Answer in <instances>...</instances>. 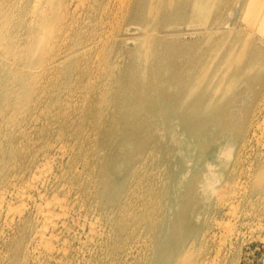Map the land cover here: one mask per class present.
<instances>
[{
    "label": "rangeland",
    "instance_id": "obj_1",
    "mask_svg": "<svg viewBox=\"0 0 264 264\" xmlns=\"http://www.w3.org/2000/svg\"><path fill=\"white\" fill-rule=\"evenodd\" d=\"M80 1L78 0V9L81 10V4L86 5L89 0ZM213 3L214 6L212 8V11L216 6L220 7L219 27H221L219 31L216 32L213 38L215 42L219 43H215V47H218L220 45V51H224L226 45L234 42L236 38L238 47H236L235 51L236 53H239L244 50L245 54L243 55V57L245 58H248L249 54H251V47H248L250 44L257 43L258 45H260V43H262L261 46L264 48V42L260 41L259 38L261 36L259 35V31L256 28L261 27V22L258 23L259 20H255L254 24L252 25L249 14L243 11V0H215V2ZM230 11H232L231 15L229 14ZM223 12L225 13V15ZM15 18L16 17L13 16L14 21ZM14 21L12 22V24L14 23ZM221 21L227 22L228 24L224 25V22L222 23ZM34 27L37 29V26ZM127 27L128 30H126ZM119 28V30L121 31L117 30V26H106L108 32L110 31L112 33V36H115L114 34H119V37H117L122 41V52L118 53V55L120 54L119 56H115L111 53L109 65L107 61H104L106 58L102 59L103 57L101 56H103L102 52L104 51V53L108 51L111 52V43L104 46L102 44H99L101 46L98 45L95 48L96 52L95 50L92 51L91 56L87 59V62L85 61L86 59H83V56H78V61L76 60V57H74L70 60H64V62L62 60L60 62V65L58 67L60 72L57 73V75L54 77L56 83V87L54 89L55 92L50 91L48 76V78H36L38 80H36L35 83L39 84L38 86L47 85L48 88V94L45 92L46 99L43 103L42 109L40 110L41 119L39 118V120L36 121V125L44 128L46 133L54 132L55 136H53V138H57V140L55 141L56 143H53L54 147L50 150L48 157L43 158L41 156V163L43 164L44 162L43 166H45V168L47 167L46 169L51 168L50 170L52 172L59 173L57 174V178H50L48 189L44 190V193H46V197L49 199L53 198L55 195L59 198L66 197L65 200L66 204L68 203L67 207L69 211L68 215L64 218L67 224L66 227L61 226L57 230H55V233L58 234L59 237L58 239L51 240L50 245L52 247L53 245H55L54 247H56V249L68 248L66 256L67 258L65 257V260H68V262H66L65 264H91L88 262V258L95 252H101V246L103 247V249L107 247L106 243L108 241L110 249L113 248L114 242H119L122 245L123 250L127 252L131 251V256H129L130 253L129 255L124 256L122 250L120 252V256H118V258L115 257L113 261L111 260L110 262V259L106 258V264H176L174 258L169 255V250L176 249L178 247L184 248L185 253L183 252V258L185 259L186 264H264V120H262L264 119V52L256 54L259 55L257 57L260 60H258L255 65L256 67H258L255 70L256 72L253 71L252 75L247 80V85H249L248 89L243 92L240 91V86L245 85V81L241 79V77H236L235 79L233 78L232 81L231 78H226V87H228V84H230L231 88L228 90L222 89L223 91L220 90L218 91V93L212 92V95L210 93L206 96V102L203 104L208 106L209 109L212 108L211 112H208L209 109L205 108V111L202 113L203 115L201 114V116H199L198 118L199 127L191 129L182 125L181 121L178 118V114L182 113V110L180 108L181 106H172L167 102V104H165L164 101L163 103L160 102L154 105H146L140 103L137 96H135L133 99L132 92L135 88H143L149 84H159V82L160 84L162 83L161 85L165 88L170 87L172 84L168 82L166 76L170 64L169 56H167L166 52L169 50L168 47L170 45V41H176L178 45V51H180V44L181 42H183V39L193 40L196 38V36H194V30H188L186 26H168L166 28H161L160 30H162V32L157 36L165 35L164 38L169 41L166 42L168 44L157 46V44L148 43L147 48L150 47L148 51L145 48L146 45L142 44V40L145 38H152V34H154V31H152L151 29V31L149 29H146L147 31H142V29H138L137 26H120ZM23 29L25 30L26 26H0V100L3 96L6 95L11 104H15L17 99L18 101L20 100V103L24 101V92L23 88H21V82H25L27 78L25 76L27 72V66L20 62L18 58L13 57L10 54H6L5 45L10 41L13 42V44L18 42V38H22L25 35V31ZM241 29L242 32L240 31ZM144 32H147L148 34H145ZM24 37L22 38V40L24 39ZM239 38H241V41L239 40ZM142 45H144V47H142ZM155 47L156 50L159 49L158 55L151 54V49L155 50ZM210 47L211 49H214L211 44ZM147 52H149L151 55ZM98 55L100 56V58ZM179 55L180 53L177 55V59L181 58V56ZM86 64L89 67L91 75H83L84 77H81L80 75L82 74ZM261 64H263V66H261ZM12 65H14V67H11ZM92 67L93 72H91ZM37 69L38 68H34L33 71L37 72ZM85 77L87 79L89 78V80H86ZM252 77L254 78L255 82ZM240 80L242 82L241 84ZM72 85L73 87H71ZM88 87H91L90 90ZM80 92L81 94H83L81 95ZM73 93L75 94V96ZM143 96L144 95H142V97ZM211 99L212 102L208 103ZM62 102H64L65 104ZM79 102L81 104V107ZM214 102L216 103V105L214 104ZM212 104L214 107L212 106ZM257 104L260 105L261 108L260 120L263 121V124H261L263 128L260 126L254 136L244 139V136L247 134V127L245 126V122H243L244 118L247 117L248 111L257 106ZM71 105H73V108L71 107ZM217 105L218 108H215V106ZM103 106L106 107L104 108ZM20 114L21 113L17 114L16 116L18 120H21L22 118L21 116L23 115V113L21 115ZM76 114L78 115L76 116ZM52 115H54V117ZM83 116L85 118H83ZM92 118L94 120H91ZM225 121L226 123H224ZM99 123L101 124V126H103V129L101 126L98 127V125H100ZM228 124H230V126ZM3 125V123H0V131H2ZM136 125H138V127L141 126V128H139V136L135 137L136 140L135 143H133L132 139L129 138H133V134L131 133V131H133V128H135ZM105 126H107L108 128L113 127L114 130L109 132L106 131L105 133L101 132L102 130H104ZM31 127L32 125L29 126L28 129H26L27 136L25 135L24 138H19V142L21 141V139L23 140V143L29 142V144L35 141L36 137H34V135L37 131L33 127ZM99 129H101V131ZM259 129L261 130L259 131ZM67 132H69V134ZM16 134H18V132H11L9 133L8 137H10V139L12 140L13 136ZM114 134L116 137L114 136ZM59 136L61 138H59ZM8 140L9 139L5 138L4 135L0 134V146L2 145L0 147V156L2 155L0 157V169L3 168L4 162L9 159L8 155L4 154V151L9 147L8 145H10L8 144ZM18 140L12 142L13 148H16ZM115 141L119 142L118 147H120V144L121 146L123 144L124 147L121 148H123L122 151L126 153H122L121 155L124 154L125 156H110L116 153H114L110 146L108 147L107 145H105V143L111 144L113 142L114 144ZM4 142L6 144H3ZM257 142H259L261 145ZM139 152H142L143 155H138L140 154ZM144 152L145 154H148L145 156ZM205 153L208 155H206ZM138 159L142 160H139L137 163H135ZM258 161L260 164L257 163ZM242 162H244V164ZM261 162H263V164ZM131 163H133V165L135 164L136 166L130 165ZM119 167L121 169L123 168L122 171L116 169ZM126 171H129V173H127ZM258 176H261L262 178L261 184H256V178ZM169 180L170 184L168 183ZM28 181L30 180L27 178L25 180L17 181L18 183L14 187V191L12 190L13 188H11V191H13V193L11 194V196H8L7 202L1 209L0 240L2 242L0 241V262L6 258L5 255H8V252L11 253V257H15L17 252L19 251L21 256L20 249L23 250L24 248H28V250L32 252V256L34 257V260L33 258H31L32 264H39V261H37L35 258L39 253L38 251L40 249V251H43V249L41 245H39L36 241L30 243V237L28 236L29 231H26V234L24 225L22 227V224L20 223L23 218L25 220L28 218L27 220L29 221V224H32L33 227H36L40 223L36 205L38 204V202H41V198L38 195L37 191H35V189L30 190L29 188H27ZM40 186L41 185H39V187ZM141 186L143 188H141ZM144 186L146 189H144ZM158 186L160 187L158 188ZM108 187H110L109 190ZM24 189L27 190V195L25 197L21 198L16 195L17 191H22ZM83 189H85V191ZM77 190L79 191L77 192ZM109 191L111 192L110 195L113 196L115 200L121 199V205L117 206L116 201L115 203L111 202L112 204L106 207L105 213H102L100 212L99 208L97 209L94 205H92V203L90 202V198L99 196L101 195V192H104L105 194L103 193L102 195V201L106 203L107 200L104 197L107 198L106 194ZM22 200L24 203L22 202ZM135 201L137 202L135 203ZM20 202H22V204ZM125 202L126 204H124ZM8 204L10 205L11 210L8 209L10 208L8 207ZM16 204L20 205L18 206ZM15 205L18 207L15 208ZM233 205L235 208H233ZM23 206L26 208H24ZM12 208L13 210L15 208V210L13 211ZM19 208L20 211L18 212L17 209L19 210ZM111 208L113 209L111 210ZM231 208H233V210ZM57 210V212L61 213L60 209ZM9 211L10 213L8 214ZM20 212L21 214L18 215ZM234 212L235 214L232 216V213ZM130 213L134 215L136 214L135 217L138 219V221L137 219H135V221H128L131 220ZM11 219L13 223H11ZM93 222H96V224H93ZM111 222L113 225L119 224L121 227L123 226L122 237H116L115 232L113 230L111 231ZM227 223L228 225L230 223V225L228 226ZM133 225L135 227V231ZM225 225L229 228L231 225L233 226H231V228L229 229L226 228ZM150 229L152 230V232ZM224 229H227L232 233H229ZM224 232L225 234L227 232L229 234H226L227 236L223 241L222 239H224L225 236ZM162 233L164 234L161 235ZM159 240H161V244ZM218 247L220 249H218ZM35 248H38V250L34 251ZM165 250H168V252ZM218 250H220L219 253ZM215 254L218 255L214 256ZM55 255L58 256L61 255V253ZM113 257L114 255H112V258ZM8 258L9 256L7 257V260ZM44 259H46V257ZM51 262L53 263L52 260Z\"/></svg>",
    "mask_w": 264,
    "mask_h": 264
},
{
    "label": "bare ground",
    "instance_id": "obj_2",
    "mask_svg": "<svg viewBox=\"0 0 264 264\" xmlns=\"http://www.w3.org/2000/svg\"><path fill=\"white\" fill-rule=\"evenodd\" d=\"M80 1V0H79ZM231 1V0H230ZM81 2V1H80ZM83 2V1H82ZM215 0H89L86 5H82L81 10L79 8L78 0H0V26H26L25 37L22 40L21 37L18 38V42L14 43L9 42L6 43V54H10L13 57L19 59L20 62L27 66V72L25 76L27 77L25 82H21L24 92V101L20 103V100H16L15 104H11L8 98L5 96L0 100V123H3L2 131H0L1 135H4L8 140L9 147L4 151V154H7L9 159L4 162L3 168L0 169V213L3 205L7 202L8 196L13 193L14 187L17 185L18 180L29 179L28 187L30 190L37 191L38 195L41 198V202H38L36 205L37 214H39L40 223L36 227H33L32 224H29V221L26 219L20 221L22 227L24 225V230L29 231V241L30 243L33 241L38 242L41 245L43 251H38V255L36 256V260L39 261V264H65L68 260H65L67 256V249H56L50 245V241L53 239H58V234L55 233L59 227H66V221L64 218L68 215V207L66 204V197L59 198L56 195L49 199L46 197V193L44 190L48 189V183L50 178H57L56 172H52L50 169H46L45 166L41 163V156L43 158H47L50 150L54 147V142L57 138H53L54 132H48L44 130V128L37 126L36 121L40 118V110L43 107V103L45 102V92L47 93L48 88L47 85L36 84V80L44 77H49V86L50 91H54L55 89V76L60 72L59 65L63 60H70L71 58L76 57L78 61V56H83V59H87L91 56V53L95 48L102 44L109 45L112 47L111 52H102L104 61L109 65V59H111V53L115 56H119L118 53L122 52V41L118 39L119 34H114L108 29L106 26H117V30H119L120 26H137L138 29H142V31H147L148 29L154 31L152 38H145L142 40V44L146 45V50L148 43L162 45L168 44L165 35L157 36L162 32L161 28H166L168 26H186L188 30H194L196 36L195 39H183L181 42L180 51L177 48V42L170 41L169 50L166 52L167 56H169V68L167 71V80L172 85L170 87H163L160 82L159 84H149L143 88H135L132 92V98L135 96L138 97L140 103L146 105H154L160 102L165 104H170L172 106L178 105L181 106V112L178 114V118L181 121L182 125L188 128H196L199 127L198 118L205 111V108L208 106L204 105L205 98L208 94L212 92L218 93V91L222 89H230L231 86L228 84L226 87V78L232 79L236 77H241L245 81L244 86H240V91H246L248 89L247 80L252 75V72L256 70V63L260 60L256 54H260L264 52V48L257 43L250 44L248 47H251V54H249L248 58L243 57L245 54L244 50L242 52L236 53L237 42L235 41L226 45L224 51H220V45L215 47V40L213 39L216 32L219 31L221 27L220 18H219V10L220 7L216 6L212 11ZM264 0H243V11L249 14L251 18L252 25L255 20H259L261 22V27H256L259 31V35L261 36L259 39L261 42H264ZM85 4V3H84ZM217 4V3H216ZM236 7V6H235ZM224 8V7H223ZM232 8V7H231ZM218 10V12H217ZM224 10V9H222ZM213 12V13H212ZM225 12V11H224ZM223 12V13H224ZM16 13V14H15ZM212 13V14H211ZM232 14V11L229 13ZM225 15V13H224ZM13 16L16 17L15 21L13 20ZM229 16V15H228ZM227 17V16H226ZM225 18V17H224ZM223 20V19H222ZM14 23L12 24V22ZM249 21V20H248ZM222 22V21H221ZM224 22V21H223ZM222 22V23H223ZM227 22H224V25H227ZM37 26V29L34 27ZM248 28V27H247ZM9 29V28H8ZM147 29V30H146ZM232 29V28H231ZM239 29V28H238ZM246 29V28H245ZM114 30V29H113ZM128 30V27L126 28ZM150 30V31H151ZM170 30V29H169ZM253 30V29H252ZM3 31V30H2ZM1 31V32H2ZM9 31V30H8ZM19 31V30H18ZM23 31V32H24ZM117 31V32H118ZM242 32V29L240 30ZM247 31V30H246ZM171 32V31H170ZM228 32V31H227ZM235 32V31H234ZM238 32V31H237ZM3 33V32H2ZM21 33V32H20ZM143 33V32H142ZM145 34L147 32H144ZM220 33V32H219ZM230 33V31H229ZM236 33V32H235ZM257 33V32H256ZM10 34V33H8ZM128 34V33H127ZM148 34V33H147ZM237 34V33H236ZM241 34V33H240ZM244 34V33H243ZM253 34V33H251ZM20 35V34H19ZM144 35V34H143ZM169 35V34H168ZM220 35V34H219ZM225 35V34H224ZM247 35V34H246ZM5 36V35H4ZM10 36V35H9ZM118 36V37H117ZM148 36V35H146ZM227 36V35H226ZM6 37V36H5ZM138 37V36H137ZM141 37V36H140ZM151 37V36H150ZM222 37V36H221ZM220 37V38H221ZM238 37V36H236ZM255 37V35H254ZM257 37V36H256ZM11 38V37H9ZM131 38V37H130ZM136 38V37H135ZM134 38V39H135ZM219 38V39H220ZM225 38V37H224ZM223 38V39H224ZM8 39V38H7ZM126 39V38H125ZM213 39V41H212ZM216 39V38H215ZM241 38H239L240 40ZM124 40V39H123ZM137 40V39H136ZM244 40V39H242ZM247 40V39H246ZM245 40V41H246ZM111 41V42H110ZM151 41V42H150ZM241 41V40H240ZM132 42V41H131ZM139 42V41H138ZM211 42V43H210ZM219 42V41H218ZM222 42V41H220ZM239 42V41H238ZM247 43V42H246ZM133 44V43H132ZM210 44L214 49H211ZM219 44V43H217ZM248 44V43H247ZM142 45V47H144ZM223 45V44H222ZM101 46V45H99ZM167 46V45H166ZM244 46V42H243ZM103 48V47H102ZM106 48V47H105ZM108 48V47H107ZM116 49V51H115ZM141 49V47H140ZM217 49V50H215ZM244 49V48H243ZM178 51V52H177ZM96 52V50H95ZM100 52V51H99ZM101 53V52H100ZM99 53V54H100ZM145 53V51H144ZM149 53V52H147ZM181 58L177 59V55ZM150 54V53H149ZM151 54L158 55L159 49L155 50L151 49ZM150 54V55H151ZM145 55V54H144ZM35 56V57H34ZM99 56V55H98ZM123 56V55H122ZM145 57V56H144ZM80 58V57H79ZM93 58V57H92ZM100 58V56H99ZM120 58V57H119ZM243 58V59H242ZM3 59V58H2ZM81 59V58H80ZM146 59V58H145ZM144 59V60H145ZM10 60V59H9ZM72 61V60H71ZM91 61V60H90ZM138 61V60H137ZM8 62V61H7ZM94 63V61H93ZM116 63V62H115ZM146 63V62H145ZM70 64V63H69ZM102 64V63H101ZM15 65V64H14ZM12 65L11 67H14ZM120 65V64H119ZM260 65V62H259ZM116 66V65H115ZM145 66V64H144ZM263 66V64H261ZM17 67V66H16ZM64 67V66H63ZM76 67V66H75ZM264 67V66H263ZM38 68L34 72L33 69ZM97 68V67H96ZM99 68V67H98ZM61 69V68H60ZM76 69V68H75ZM100 70V69H99ZM112 70V69H111ZM114 71V70H113ZM120 71V70H119ZM16 72V71H15ZM93 72V67L92 71ZM116 72V71H115ZM256 72V71H255ZM254 72V73H255ZM99 73V72H98ZM143 73V72H142ZM145 73V71H144ZM73 74V73H72ZM89 67L87 64L85 65L81 77L83 75H89ZM256 74V73H255ZM64 75V74H63ZM91 75V74H90ZM93 75V73H92ZM99 75V74H98ZM13 77V76H12ZM38 77V79H36ZM47 77V78H48ZM63 77V76H62ZM84 77V76H83ZM118 77V76H117ZM108 78V77H107ZM253 78V77H252ZM61 79V77H60ZM86 80H89L85 77ZM99 79V78H97ZM76 80V78H75ZM254 80V78H253ZM42 81V80H41ZM48 81V80H47ZM46 81V84H47ZM63 81V80H62ZM74 81V80H73ZM95 81V80H94ZM230 81V82H231ZM239 81V80H238ZM243 81V82H244ZM88 82V81H87ZM93 82V81H92ZM249 82V81H248ZM253 82V81H252ZM255 82V80H254ZM42 83V82H41ZM75 83V82H74ZM90 83V82H89ZM88 83V84H89ZM238 83V82H237ZM240 80V84H241ZM59 84V83H58ZM81 84V83H80ZM87 84V83H85ZM250 84V83H248ZM252 84V83H251ZM96 85V83H95ZM93 86V85H92ZM91 86V87H92ZM259 86V85H258ZM61 87V86H60ZM73 87V85L71 86ZM90 87V88H91ZM112 87V86H111ZM225 87V88H224ZM82 88V87H81ZM89 88V87H88ZM89 88V90H90ZM236 88V87H235ZM250 88V87H249ZM258 88V87H257ZM61 89V88H60ZM59 89V90H60ZM113 89V88H112ZM251 89V88H250ZM79 90V89H78ZM88 91V90H87ZM94 91V90H93ZM223 91V90H222ZM55 92V91H54ZM65 92V91H64ZM76 92V91H75ZM48 94V93H47ZM52 94V93H51ZM57 94V93H56ZM74 94V93H73ZM81 94V92H80ZM83 94V93H82ZM81 94V95H82ZM231 94V93H230ZM253 94V93H252ZM89 95V94H88ZM93 95V94H92ZM95 95V94H94ZM105 95V94H104ZM115 95V94H114ZM142 95H144L142 97ZM210 95V96H211ZM55 96V95H54ZM75 96V94H74ZM77 96V95H76ZM113 96V95H112ZM225 96V95H224ZM255 96V95H254ZM20 97V96H19ZM78 97V96H77ZM87 97V96H86ZM219 97V96H218ZM253 97V95H252ZM259 97V96H257ZM106 98V97H105ZM65 99V98H63ZM81 99V97H80ZM89 99V98H88ZM113 99V98H112ZM213 99V98H212ZM212 99L208 102L211 103ZM68 100V99H67ZM72 100V99H71ZM83 100V99H82ZM91 100V99H90ZM255 100V99H253ZM257 100V99H256ZM49 101V99H48ZM89 101V100H88ZM96 101V100H95ZM217 101V99H216ZM82 102V101H81ZM167 102V103H166ZM221 102V100H220ZM219 102V103H220ZM61 103V102H60ZM59 103V104H60ZM64 103V102H62ZM69 103V102H68ZM93 103V102H92ZM103 103V101H102ZM161 103V104H162ZM252 103V100H251ZM65 104V103H64ZM75 104V103H73ZM80 104V102H79ZM113 104V102H112ZM216 105V103L214 102ZM218 104V103H217ZM46 105V104H45ZM96 105V104H95ZM104 105V104H103ZM54 106V105H53ZM73 105H71L72 107ZM110 106V105H109ZM213 106V104H212ZM221 106V105H220ZM224 106V105H223ZM81 107V104H80ZM104 107V106H103ZM106 107V106H105ZM104 107V108H105ZM214 107V106H213ZM218 108V105L215 108ZM58 108V107H57ZM73 108V107H72ZM167 108V107H166ZM172 108V107H171ZM249 108V107H248ZM69 109V108H68ZM80 109V108H79ZM209 109V108H208ZM212 109V108H211ZM211 109L206 110L211 112ZM214 109V108H213ZM220 109V108H219ZM260 105L257 104L254 108L248 111L247 117L244 118L246 129L245 138H249L256 134L258 128H260L261 124H263L260 120ZM83 110V109H82ZM110 110V109H109ZM223 110V109H222ZM248 110V109H247ZM218 111V109H217ZM63 112V111H62ZM77 112V111H76ZM81 112V111H80ZM96 112V111H94ZM107 112V111H106ZM113 112V111H112ZM221 112V111H220ZM239 112V111H238ZM23 113L21 116V120L17 119V114ZM70 113V112H69ZM68 113V114H69ZM214 113V112H213ZM20 114V115H21ZM56 114V113H55ZM100 114V113H99ZM104 114V113H103ZM218 114V113H217ZM246 114V113H245ZM45 115V114H44ZM48 115V114H47ZM78 114H76L77 116ZM108 115V114H107ZM203 115V114H202ZM54 117V115H52ZM57 116V115H56ZM70 116V115H69ZM60 117V116H59ZM74 117V116H73ZM72 117V118H73ZM79 117V116H78ZM96 117V116H95ZM102 117V116H101ZM172 117V116H171ZM244 117V116H243ZM48 118V117H47ZM83 118H85L83 116ZM41 119V118H40ZM50 119V118H49ZM63 119V118H62ZM74 119V118H73ZM78 119V118H77ZM59 120V119H58ZM89 120V119H88ZM91 120H94L93 118ZM223 120V119H222ZM264 120V119H262ZM44 121V120H43ZM53 121V120H52ZM63 121V120H62ZM82 121V120H81ZM80 121V122H81ZM221 121V120H220ZM230 121V120H229ZM51 122V121H50ZM57 122V121H56ZM55 122V123H56ZM100 122V121H99ZM102 122V121H101ZM206 122V121H205ZM87 123V122H86ZM90 123V122H88ZM207 123V122H206ZM205 123V124H206ZM226 123V121L224 122ZM40 124V123H39ZM49 124V123H48ZM53 124V123H52ZM100 124V123H99ZM37 131L34 135L36 137L34 142L23 143V140L19 142V138H24L26 135V129L31 126ZM44 125V124H43ZM51 125V124H50ZM56 125V124H55ZM80 125V124H79ZM85 125V124H84ZM230 126V124H228ZM235 125V124H234ZM237 125V124H236ZM242 125V124H241ZM244 125V123H243ZM61 126V125H60ZM68 126V125H67ZM101 126L98 125V127ZM176 126V125H175ZM205 126V125H204ZM31 127V128H32ZM103 129V126H101ZM182 127V126H181ZM239 127V126H238ZM243 127V126H242ZM262 127V126H261ZM80 128V127H79ZM139 128L138 125L133 128L131 133L133 134L132 139L133 143H135V137L139 136ZM240 128V127H239ZM263 128V127H262ZM67 129V128H66ZM65 129V130H66ZM84 129V128H83ZM88 129V128H87ZM122 129V128H121ZM186 129V128H185ZM199 129V128H198ZM202 129V128H201ZM225 129V128H224ZM232 129V128H231ZM241 129V128H240ZM51 130V129H50ZM54 130V129H53ZM57 130V129H56ZM61 130V129H59ZM90 130V129H89ZM101 131V129H99ZM114 128L104 127V130L101 132L105 133L106 131H113ZM200 130V129H199ZM230 130V128H229ZM261 129H259L260 131ZM29 131V130H28ZM73 131V130H72ZM79 131V130H78ZM82 131V130H81ZM118 131V130H117ZM192 131V130H191ZM243 131V130H242ZM18 132V134L14 135L12 140L10 139L9 133ZM96 132V131H95ZM189 132V131H188ZM29 133V132H28ZM53 133V134H51ZM69 134V132H67ZM72 133V132H70ZM90 133V132H89ZM94 133V132H93ZM130 133V134H131ZM198 133V132H197ZM263 133V132H261ZM195 134V133H194ZM242 134V133H241ZM240 134V135H241ZM29 135V134H28ZM64 135V133H63ZM62 135V136H63ZM76 135V134H75ZM91 135V134H90ZM98 135V132H97ZM96 135V136H97ZM188 135V134H187ZM193 135V134H192ZM27 136V135H26ZM73 136V135H72ZM115 136V134H114ZM29 137V136H28ZM58 137V135H57ZM90 137V136H89ZM116 137V136H115ZM259 137V136H258ZM30 138V137H29ZM59 138H61L59 136ZM75 138V136H74ZM80 138V137H79ZM253 138V137H252ZM262 138V137H261ZM5 140V139H4ZM18 140V144L16 148H13L12 142ZM108 140V139H107ZM113 141V140H112ZM231 141V140H230ZM233 141V140H232ZM257 141V140H256ZM97 142V141H96ZM224 142V141H223ZM56 143V142H55ZM63 143V142H62ZM60 143V144H62ZM82 143V142H81ZM92 143V142H91ZM232 143V142H230ZM246 143V142H245ZM260 144L259 142H257ZM262 143V142H261ZM3 144H6L5 142ZM71 144V143H70ZM244 144V142H243ZM81 145V144H80ZM83 145V144H82ZM87 145V144H86ZM108 147L114 151L116 154L110 155L115 157L125 156L121 155L124 147L123 144L120 147L119 142L115 141L111 144H106ZM261 145V144H260ZM264 145V144H263ZM2 146V145H1ZM0 146V147H1ZM62 146V145H61ZM67 146V145H66ZM245 146V145H244ZM252 146V145H251ZM258 146V145H257ZM7 147V146H6ZM99 147V146H98ZM127 147V146H126ZM129 147V146H128ZM135 147V145H134ZM153 147V146H152ZM166 147V145H165ZM164 147V148H165ZM230 147V146H229ZM263 147V146H261ZM65 148V147H64ZM63 148V149H64ZM91 148V147H90ZM94 148V147H93ZM247 148V147H246ZM83 149V147H82ZM104 149V148H103ZM109 149V148H108ZM135 149V148H134ZM163 149V148H162ZM166 149V148H165ZM243 149V148H242ZM253 149V148H252ZM60 150V149H59ZM75 150V148H74ZM94 151V150H93ZM99 151V150H98ZM222 151V150H221ZM229 151V150H228ZM264 151V150H263ZM89 152V151H88ZM147 152V151H146ZM211 152V151H210ZM234 152V151H233ZM250 152V151H249ZM1 153V152H0ZM63 153V152H62ZM138 155H143L142 152H139ZM142 153V154H141ZM152 153V152H151ZM158 153V152H157ZM208 153V152H206ZM205 153V154H206ZM3 154V153H2ZM71 154V153H70ZM74 154V153H73ZM101 154V153H100ZM145 154V152H144ZM148 153L145 154V156ZM261 154V153H260ZM67 155V154H66ZM93 155V154H92ZM154 155V154H153ZM208 155V154H206ZM249 155V154H248ZM2 156V155H1ZM0 156V157H1ZM59 156V155H58ZM81 156V155H80ZM91 156V155H90ZM89 156V157H90ZM144 156V157H145ZM264 156V154H263ZM55 157V156H54ZM63 157V156H62ZM102 157V156H101ZM104 157V156H103ZM135 157V156H132ZM140 157V156H139ZM217 157V156H216ZM219 157V156H218ZM234 157V156H233ZM246 157V156H245ZM106 158V157H105ZM104 158V159H105ZM109 158V157H108ZM114 158V157H113ZM146 158V157H145ZM261 158V157H260ZM116 159V158H115ZM150 159V158H149ZM247 159V158H246ZM263 159V157H262ZM60 160V159H59ZM72 160V159H71ZM70 160V161H71ZM112 160V159H111ZM140 159L136 160L137 163ZM142 160V159H141ZM140 160V161H141ZM238 160V159H237ZM244 160V159H243ZM258 160V159H257ZM48 161V160H47ZM51 161V160H50ZM75 161V160H74ZM97 161V160H96ZM101 161V160H100ZM110 161V160H109ZM114 161V160H113ZM232 161V160H231ZM255 161V160H254ZM58 162V161H57ZM69 162V161H68ZM78 162V161H77ZM111 162V161H110ZM109 162V163H110ZM235 162V161H234ZM264 162V161H263ZM263 162H261L263 164ZM53 163V162H52ZM81 163V162H79ZM87 163V162H86ZM112 163V162H111ZM134 163V162H133ZM131 163L130 165H133ZM188 163V162H187ZM215 163V162H214ZM244 164V162H242ZM259 163V161L257 162ZM2 164V163H1ZM48 164V163H47ZM59 164V163H58ZM74 164V163H73ZM113 164V163H112ZM143 164V163H142ZM147 164V163H146ZM260 164V163H259ZM49 165V164H48ZM51 165V164H50ZM75 165V164H74ZM108 165V164H107ZM129 165V164H128ZM135 165V164H134ZM133 165V166H134ZM154 165V164H153ZM213 165V164H212ZM226 165V164H225ZM240 165V164H239ZM258 165V164H257ZM65 166V165H64ZM136 166V165H135ZM149 166V165H148ZM211 166V165H210ZM235 166V165H234ZM45 169H44V168ZM82 167V166H81ZM144 167V166H143ZM150 167V166H149ZM251 167V166H250ZM257 167V166H256ZM263 167V166H262ZM59 168V167H58ZM129 168V167H128ZM55 169V168H54ZM87 169V168H86ZM119 171H122V169ZM237 169V168H236ZM62 170V169H61ZM130 170V169H129ZM139 170V169H138ZM149 170V169H148ZM147 170V171H148ZM250 170V169H249ZM60 171V170H59ZM58 171V172H59ZM65 171V170H64ZM87 171V170H86ZM141 171V170H140ZM168 171V170H167ZM48 174H46V173ZM61 172V171H60ZM82 172V170H81ZM111 172V171H110ZM125 172V171H124ZM127 172V171H126ZM235 172V171H234ZM76 173V172H75ZM88 173V172H87ZM86 173V174H87ZM122 173V172H121ZM129 173V171L127 172ZM140 173V172H139ZM145 173V172H144ZM160 173V172H159ZM171 173V172H170ZM246 173V172H245ZM45 174V175H43ZM63 174V173H62ZM82 174V173H81ZM92 174V173H91ZM90 174V175H91ZM151 174V173H150ZM191 174V173H190ZM203 174V173H202ZM224 174V173H223ZM250 174V173H249ZM79 175V174H78ZM103 175V174H102ZM113 175V174H112ZM230 175V174H229ZM123 176V175H122ZM159 176V175H158ZM77 177V176H76ZM80 177V176H79ZM78 177V178H79ZM82 177V176H81ZM242 177V176H240ZM239 177V178H240ZM250 177V176H249ZM253 177V175H252ZM66 178V177H65ZM73 178V177H72ZM136 178V177H135ZM156 178V177H155ZM170 178V177H169ZM235 178V177H234ZM245 178V177H244ZM84 179V177H83ZM112 179V178H111ZM250 179V178H249ZM52 180V179H51ZM70 180V179H69ZM79 180V179H78ZM117 180V179H116ZM223 180V179H222ZM92 181V180H91ZM101 181V180H100ZM128 181V180H127ZM210 181V180H209ZM261 176L256 178V184H261L262 182ZM27 182V181H26ZM73 182V181H72ZM109 182V181H108ZM156 182V180H155ZM55 183V181H54ZM78 183V182H77ZM84 183V182H83ZM170 184V180L168 181ZM172 183V182H171ZM60 184V183H59ZM63 184V183H62ZM128 184V182H127ZM244 184V183H243ZM20 185V183H19ZM26 185V183H25ZM39 185H41L39 187ZM56 185V184H55ZM116 185V184H115ZM125 185V184H124ZM227 185V184H226ZM67 186V185H66ZM90 186V185H89ZM138 186V185H137ZM242 186V184H241ZM240 186V188H241ZM87 187V186H86ZM94 187V186H93ZM126 187V186H125ZM130 187V186H129ZM156 187V186H155ZM160 186H158L159 188ZM165 187V186H164ZM11 188H13L11 191ZM21 188V187H20ZM26 188V187H25ZM74 188V187H73ZM79 188V187H78ZM95 188V187H94ZM110 187H108L109 190ZM124 188V186H123ZM141 188H143L141 186ZM227 188V187H226ZM23 189V188H22ZM57 189V188H56ZM62 189V187H61ZM77 189V188H76ZM99 189V188H98ZM135 189V188H134ZM144 189L145 186H144ZM21 190V189H19ZM52 190V189H51ZM85 191V189H83ZM96 190V189H95ZM94 190V191H95ZM142 190V189H141ZM169 190V189H168ZM222 190V189H221ZM234 190V189H233ZM245 190V189H244ZM79 190H77L78 192ZM97 191V190H96ZM135 191V190H134ZM214 191V190H213ZM223 191V190H222ZM246 191V190H245ZM51 192V191H50ZM88 192V191H87ZM106 192V191H105ZM232 192V191H231ZM104 193V192H103ZM103 193L101 195L91 197V203L97 209H100V212L105 213L106 207L112 203H117V206L121 205L120 200L114 199L111 196V192L109 191L104 197L107 200V204L104 203ZM157 193V192H155ZM215 193V192H214ZM220 193V191H219ZM226 193V191H225ZM224 193V195H225ZM36 194V193H35ZM50 194V193H49ZM58 194V193H57ZM65 194V193H64ZM70 194V193H69ZM88 194V193H87ZM105 194V193H104ZM222 194V193H221ZM17 196L23 198L27 195V190L17 191ZM66 195V194H65ZM63 195V196H65ZM119 195V194H118ZM156 195V194H155ZM154 195V196H155ZM169 195V194H168ZM216 195V194H215ZM220 195V194H219ZM38 196V197H39ZM73 196V195H72ZM171 196V195H170ZM208 196V195H207ZM236 196V195H235ZM242 196V195H240ZM32 197V196H31ZM30 197V198H31ZM36 197V196H35ZM137 197V196H136ZM146 197V195H145ZM149 197V196H148ZM157 197V196H156ZM169 197V196H168ZM218 197V196H217ZM216 197V198H217ZM221 197V196H219ZM258 197V196H257ZM17 198V197H16ZM139 198V197H138ZM151 198V197H150ZM210 198V197H209ZM83 199V198H82ZM137 199V198H136ZM218 199V198H217ZM216 199V200H217ZM224 199V198H222ZM241 199V198H240ZM20 200V199H19ZM32 200V199H31ZM73 200V199H72ZM135 200V199H133ZM138 200V199H137ZM159 200V199H158ZM221 200V199H219ZM71 201V200H70ZM69 201V202H70ZM82 201V200H81ZM132 201V200H131ZM176 201V200H175ZM228 201V200H227ZM235 201V200H234ZM237 201V199H236ZM244 201V200H243ZM13 202V201H12ZM10 202V203H12ZM23 202V200H22ZM22 202H20L22 204ZM112 202V203H111ZM130 202V201H129ZM137 201H135L136 203ZM168 202V200H167ZM166 202V203H167ZM15 203V202H14ZM24 203V202H23ZM90 203V204H91ZM141 203V202H140ZM145 203V202H144ZM155 203V202H154ZM126 204V202L124 203ZM148 204V203H146ZM254 204V203H253ZM9 205V204H8ZM18 205V204H16ZM14 206L15 208L18 206ZM129 205V204H128ZM132 205V204H131ZM178 205V204H177ZM232 205V204H231ZM230 205V206H231ZM247 205V204H246ZM12 206V205H11ZM86 206V205H85ZM83 206V207H85ZM114 206V205H113ZM127 206V205H126ZM255 206V205H254ZM10 207V205L8 206ZM21 207V206H20ZM24 207V206H23ZM29 207V206H28ZM76 207V206H75ZM80 207V206H79ZM82 207V208H83ZM89 207V206H88ZM112 207V206H111ZM211 207V206H210ZM14 208V210H15ZM26 208V207H24ZM23 208V209H24ZM93 208V207H92ZM167 208V207H166ZM224 208V207H223ZM233 208L234 205H233ZM233 208H231L233 210ZM237 208V207H236ZM244 208V207H243ZM11 210V207L8 208ZM7 209V210H8ZM22 209V210H23ZM60 212H57L58 210ZM71 209V208H70ZM110 209V207H109ZM113 208H111L112 210ZM175 209V208H174ZM5 210V209H4ZM13 210V208H12ZM13 210V211H14ZM29 210V209H28ZM34 210V209H33ZM80 210V209H79ZM82 210V209H81ZM87 210V209H86ZM123 210V209H122ZM135 210V209H134ZM167 210V209H165ZM206 210V209H204ZM223 210V209H222ZM256 210V209H255ZM12 211V212H13ZM17 211H20L17 209ZM74 211V209H73ZM116 211V210H115ZM201 211V210H200ZM231 211V210H230ZM235 211V210H234ZM7 212V211H6ZM22 212V211H21ZM21 212L18 214L20 215ZM29 212V211H28ZM79 212V211H78ZM81 212V211H80ZM121 212V211H120ZM137 212V211H136ZM149 212V211H148ZM154 212V210H153ZM152 212V213H153ZM208 212V211H207ZM229 212V210H228ZM232 212V211H231ZM251 212V211H250ZM258 212V211H257ZM10 211L8 212V214ZM16 213V212H14ZM23 213V212H22ZM73 213V212H72ZM150 213V212H149ZM151 213V216H152ZM198 213V212H197ZM6 214V213H5ZM74 214V213H73ZM100 214V213H99ZM115 214V213H114ZM131 214V213H130ZM146 214V213H145ZM224 214V212H223ZM235 214L232 213V216ZM7 215V214H6ZM28 215V214H27ZM89 215V214H88ZM121 215V214H120ZM136 215V214H135ZM134 214H131V220L135 221L137 219ZM14 216V215H13ZM148 216V215H147ZM170 216V215H169ZM195 216V215H194ZM231 216V217H232ZM31 217V216H30ZM70 217V216H69ZM81 217V215H80ZM168 217V216H167ZM236 217V216H235ZM239 217V216H238ZM246 217V216H245ZM244 217V218H245ZM254 217V216H253ZM9 218V217H8ZM26 218V216H25ZM122 218V216H121ZM143 218V217H142ZM152 218V217H151ZM13 219V217H12ZM11 219V223H13ZM78 219V218H77ZM84 219V218H83ZM116 219V218H115ZM205 219V217H204ZM217 219V218H216ZM35 220V219H34ZM203 220V219H202ZM244 220V219H243ZM254 220V219H253ZM5 221V220H4ZM91 221V220H90ZM98 221V220H97ZM96 221V222H97ZM120 221V220H119ZM138 221V219H137ZM165 221V220H164ZM69 222V221H68ZM96 222L93 224H96ZM101 222V221H100ZM160 222V221H159ZM219 222V221H218ZM229 222V220H228ZM235 222V221H234ZM34 223V222H33ZM38 223V222H37ZM83 223V222H82ZM92 223V222H91ZM107 223V222H106ZM139 223V222H138ZM137 223V224H138ZM164 223V222H163ZM207 223V222H205ZM7 224V222H6ZM79 224V223H78ZM85 224V223H84ZM91 224V225H93ZM146 224V223H145ZM221 224V223H220ZM235 224V223H234ZM259 224V223H258ZM115 225V224H114ZM111 222V231L113 230L116 234V237H122L123 226L121 227L119 224H116V228ZM156 225V224H155ZM168 225V223H167ZM166 225V226H167ZM228 225V223H227ZM230 225V223H229ZM228 225V226H229ZM253 225V224H252ZM96 226V225H95ZM100 226V225H99ZM132 226V225H131ZM154 226V225H153ZM211 226V225H210ZM233 226V225H231ZM230 226V228H231ZM256 226V225H255ZM264 226V224H263ZM262 226V227H263ZM8 227V226H7ZM84 227V226H83ZM94 227V226H93ZM134 227V225H133ZM144 227V226H143ZM164 227V226H163ZM168 227V226H167ZM226 227V225H225ZM223 227V228H225ZM244 227V226H242ZM249 227V226H248ZM14 228V227H13ZM16 228V227H15ZM69 228V227H68ZM76 228V227H75ZM207 228V226H206ZM222 228V227H221ZM229 228V227H226ZM229 228V229H230ZM10 229V228H9ZM140 229V228H139ZM153 229V228H152ZM162 229V228H161ZM201 229V228H200ZM253 229V228H252ZM94 230V229H93ZM132 230V229H131ZM151 230V229H150ZM179 230V229H178ZM209 230V229H208ZM225 230V229H224ZM227 230V229H226ZM225 230V231H226ZM251 230V229H250ZM109 231V230H108ZM129 231V229H128ZM135 231V227H134ZM200 231V230H199ZM228 231V230H227ZM58 232V231H57ZM60 232V231H59ZM64 232V231H63ZM72 232V230H71ZM152 232V230H151ZM168 232V231H166ZM229 232V231H228ZM232 232H229V233ZM250 232V231H249ZM95 233V231H94ZM101 233V232H100ZM113 233V232H112ZM131 233V232H130ZM161 233V231H160ZM165 233V232H164ZM162 233L161 235H163ZM207 233V232H206ZM252 233V232H251ZM21 234V233H20ZM19 234V235H20ZM27 234V232H26ZM25 234V236H26ZM103 234V233H102ZM134 234V233H133ZM132 234V235H133ZM142 234V233H141ZM225 234V232H224ZM223 234V236H224ZM225 234V237L227 236ZM12 235V234H11ZM18 235V233H17ZM95 235V234H94ZM124 235V234H123ZM221 235V234H220ZM249 235V234H248ZM3 236V235H2ZM64 236V235H63ZM96 236V235H95ZM166 236V234H165ZM205 236V235H204ZM216 236V235H215ZM234 236V235H233ZM6 237V236H5ZM21 237V236H20ZM87 237V236H85ZM92 237V236H91ZM131 237V236H130ZM141 237V236H140ZM155 237V236H154ZM163 237V236H162ZM4 238V237H3ZM7 238V237H6ZM12 238V236H11ZM62 238V237H61ZM107 238V235H106ZM110 238V237H109ZM167 238V237H166ZM237 238V237H236ZM258 238V237H256ZM263 238V237H262ZM8 239V238H7ZM15 239V238H14ZM64 239V238H63ZM70 239V238H69ZM98 239V238H97ZM153 239V238H151ZM156 239V238H155ZM205 239V237H204ZM210 239V238H209ZM215 239V237H214ZM221 239V238H220ZM248 239V238H247ZM10 240V239H9ZM13 240V239H12ZM16 240V239H15ZM60 240V239H59ZM73 240V239H72ZM163 240V239H162ZM188 240V239H186ZM185 240V241H186ZM244 240V239H243ZM260 240V238H259ZM1 241V240H0ZM4 241V240H3ZM21 241V239H20ZM79 241V240H78ZM102 241V240H101ZM113 241V240H112ZM111 241V242H112ZM128 241V240H127ZM145 241V239H144ZM160 244H161V240ZM158 241V242H159ZM251 241V240H250ZM249 241V242H250ZM2 242V241H1ZM16 242V241H15ZM19 242V241H18ZM69 242V241H68ZM74 242V241H73ZM89 242V241H88ZM103 242V241H102ZM60 243V242H59ZM80 243V242H79ZM166 243V242H165ZM11 244V243H10ZM67 244V243H66ZM208 244V243H207ZM215 244V243H213ZM221 244V242H220ZM238 244V242H237ZM38 245V246H39ZM57 245V244H56ZM88 245V244H87ZM91 245V244H90ZM165 245V244H164ZM163 245V246H164ZM224 245V244H223ZM222 245V246H223ZM242 245V244H241ZM89 246V245H88ZM92 246V245H91ZM104 249L101 246V252H95L91 254L88 258V262L91 264H106V258L113 261L115 257L118 258L120 256V252L123 250L122 245L119 242H114L113 248L110 249L109 241L106 243ZM162 246V247H163ZM232 246V245H231ZM28 247V246H27ZM73 247V246H72ZM79 247V246H78ZM87 247V246H86ZM97 247V246H96ZM100 247V246H99ZM146 247V246H145ZM149 247V246H148ZM161 247V248H162ZM205 247V246H204ZM215 247V246H214ZM234 247V246H233ZM39 248V247H38ZM38 248L36 250H38ZM74 248V247H73ZM213 248V246H212ZM33 249V247H32ZM70 249V248H69ZM85 249V248H84ZM135 249V248H134ZM207 249V247H206ZM218 249H220L218 247ZM227 249V248H226ZM9 250V249H8ZM87 250V249H86ZM229 250V248H228ZM21 256L19 251L16 256L11 257V253L8 252V255H5V259L0 262V264H32L31 258L32 252L28 250V248H24L21 250ZM33 251V253H34ZM155 251V249H154ZM168 252V250H165ZM164 251V253H165ZM220 250H218L219 253ZM234 251V250H233ZM238 251V250H237ZM240 251V250H239ZM87 252V251H86ZM144 252V251H143ZM149 252V251H148ZM163 252V251H162ZM184 248H176L169 250V255L174 258L176 264H186L184 256ZM210 252V251H209ZM223 252V251H222ZM232 252V251H231ZM1 253V252H0ZM61 253V255H55ZM78 253V252H77ZM130 253V255H129ZM140 253V252H139ZM205 253V251H204ZM4 254V253H3ZM7 254V253H6ZM80 254V253H79ZM87 254V253H86ZM124 256H131V251L123 250ZM167 254V253H166ZM232 254V253H231ZM239 254V253H238ZM237 254V255H238ZM112 255L114 257L112 258ZM133 255V254H132ZM205 255V254H204ZM218 255V254H217ZM216 254L214 256H217ZM9 256L8 260L7 257ZM211 256V255H210ZM209 256V257H210ZM228 256V255H227ZM230 256V255H229ZM46 257V259H44ZM136 257V256H135ZM169 257V256H168ZM220 257V256H219ZM225 257V256H224ZM223 257V258H224ZM67 258V257H66ZM153 258V257H152ZM165 258V257H164ZM163 258V259H164ZM214 258V257H213ZM233 258V257H232ZM70 259V258H68ZM220 259V258H218ZM53 261V263L51 262ZM108 260V259H107ZM140 260V259H139ZM152 260V259H151ZM204 260V259H203ZM71 261V260H70ZM76 261V260H75ZM132 261V260H131ZM143 261V260H142ZM173 261V262H174ZM74 262V261H73ZM127 262V261H126ZM125 263V262H124ZM202 263V261H201ZM225 263V262H224ZM76 264V263H75ZM88 264V263H87ZM139 264V263H138ZM215 264V263H214Z\"/></svg>",
    "mask_w": 264,
    "mask_h": 264
}]
</instances>
